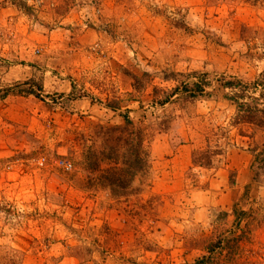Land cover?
I'll list each match as a JSON object with an SVG mask.
<instances>
[{
	"label": "rangeland",
	"instance_id": "rangeland-1",
	"mask_svg": "<svg viewBox=\"0 0 264 264\" xmlns=\"http://www.w3.org/2000/svg\"><path fill=\"white\" fill-rule=\"evenodd\" d=\"M257 79L264 0H0V264H264Z\"/></svg>",
	"mask_w": 264,
	"mask_h": 264
},
{
	"label": "trees",
	"instance_id": "trees-1",
	"mask_svg": "<svg viewBox=\"0 0 264 264\" xmlns=\"http://www.w3.org/2000/svg\"><path fill=\"white\" fill-rule=\"evenodd\" d=\"M230 88H238V93H235V97H229L234 103L236 104L238 116L236 123L242 124H254L259 127L264 126V83L263 81L257 79L256 82L252 84H244V83H234L229 82ZM198 86V85H197ZM262 86L260 90H258V87ZM257 92V95H255ZM239 98L241 100H239ZM244 99V101L242 100ZM129 122V121H128ZM126 128V127H125ZM128 133L130 135H134V140L126 141V144L128 143L133 152V159L131 163L129 162V159H124V164H128L133 169L132 176H136L137 174H142L144 169L147 167V154L142 149V135L140 132L132 131L130 130ZM256 158H260V154L256 156ZM128 160V161H127ZM193 161L195 164L208 166L211 163L210 157H207L206 155L203 157L199 156L196 158H193ZM97 162V164H96ZM115 165L117 164L116 161H114ZM95 165H98V159L94 161ZM115 167V166H114ZM112 171V172H111ZM110 171V177L107 179L106 183L110 186L116 187V188H122L127 186L126 181H124L122 174L118 173L117 170H111ZM236 213V212H235ZM214 247V246H213ZM213 250V248H212ZM194 264H207V260L205 258H202L200 260H197Z\"/></svg>",
	"mask_w": 264,
	"mask_h": 264
},
{
	"label": "built area",
	"instance_id": "built-area-1",
	"mask_svg": "<svg viewBox=\"0 0 264 264\" xmlns=\"http://www.w3.org/2000/svg\"><path fill=\"white\" fill-rule=\"evenodd\" d=\"M43 162H44V159H39V163H40V164H43ZM62 165H63V167L66 168V169H69V168L71 167L70 163H63V162H62Z\"/></svg>",
	"mask_w": 264,
	"mask_h": 264
}]
</instances>
